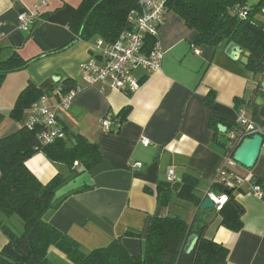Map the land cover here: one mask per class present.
I'll return each mask as SVG.
<instances>
[{
    "label": "crops",
    "instance_id": "obj_1",
    "mask_svg": "<svg viewBox=\"0 0 264 264\" xmlns=\"http://www.w3.org/2000/svg\"><path fill=\"white\" fill-rule=\"evenodd\" d=\"M41 2L0 0V49L16 48L23 59H34L25 69L7 75L0 88V113L5 117L0 138L20 130L30 120V109L20 121L11 119L10 114L20 93L33 82L44 94L43 104L56 111L60 125L98 144L103 156L100 166L89 172L93 188L69 196L47 214L46 220L67 232L85 252L106 247L128 231L142 233V239L122 240L130 254L140 255L153 217H179L188 224L193 221L197 207L177 197L183 179L186 175L198 179L196 194L202 201L213 192L212 186L226 162V150L230 149L229 135L223 134L229 133L228 124L235 123L240 115L253 118L247 105L254 102L263 78L246 69L243 51L238 60L232 61L224 53L226 46L215 52L195 46L197 32L176 13L167 11L159 31L165 50L159 71L137 70L141 86L133 94L113 90L107 83L89 86L83 80L82 66L96 58L97 39H77L66 50L53 53L76 38L69 24L82 0H50L31 29L22 30L19 15ZM260 19L264 22L263 16ZM67 79L78 86L68 110L59 107L57 97ZM211 91L216 99L209 107L206 97ZM239 99L245 102L235 107ZM127 110L119 131L109 133L102 128L106 116ZM213 118L222 120L227 131L217 132ZM144 138L150 140V146L143 145ZM236 164L231 170L243 184L234 196L245 210L244 228L239 233L229 231L216 214L206 238L229 249L227 264H264V145L252 169ZM26 165L43 184L58 174L68 182L73 180L67 166L53 163L43 153ZM171 169L176 176L174 182L168 180ZM252 177L261 182V196L250 181ZM160 190L171 191L167 206L157 205ZM14 223L17 228L20 225L16 231L20 234L23 224ZM7 243L0 229V250ZM50 259L55 264H71L56 249L51 250Z\"/></svg>",
    "mask_w": 264,
    "mask_h": 264
},
{
    "label": "trees",
    "instance_id": "obj_2",
    "mask_svg": "<svg viewBox=\"0 0 264 264\" xmlns=\"http://www.w3.org/2000/svg\"><path fill=\"white\" fill-rule=\"evenodd\" d=\"M165 4L168 12L176 13L188 28L197 32L195 46L207 47L215 52L235 42L243 51L246 69L264 78V22L260 19V16L264 17V0H167ZM140 11V0H82L69 24L76 38L53 53L66 50L77 39L90 41L95 38L114 44L123 32L130 29V15ZM145 40L150 51L156 38L148 36ZM0 53L8 54L3 58L0 56L1 88L7 75L25 69L34 59H23L16 48L0 49ZM75 90H78L76 82L67 79L58 89V100ZM43 98V92L30 82L17 98L11 119L20 121L24 113ZM215 99L216 94L211 91L206 97L209 107L215 104ZM244 102L239 99L235 107ZM247 106L252 111V121L264 128V117L259 107L255 102H249ZM127 114L128 110L115 115V121L122 125ZM4 119V114L0 113V125ZM221 123L222 120L213 118V127L217 132ZM237 127L236 122L230 123L228 131ZM62 128L65 136L51 144H44L39 139L43 129L41 125L33 129L24 126L0 138V229L8 240L0 250V264H55L50 259L52 249L61 252L71 264H227L229 249L207 239L206 231L216 214L221 216V225L227 230L235 233L243 230L245 210L235 199L237 188H229L224 182L216 181L212 186L215 194L229 190L232 193L221 210L203 211L200 209L202 199L196 194L198 179L190 175L184 177L183 187L177 195L178 199L192 203L198 209L190 224L179 217H153L143 238L140 255L130 254L122 242L124 237L142 239V233L135 231L126 232L106 247L83 251L74 238L48 222L46 216L50 211L57 210L69 196L93 187H84L53 202L55 192L68 179L58 174L43 184L26 165L36 154L43 153L53 163L67 166L72 179L100 166L103 156L99 145ZM223 136H228V133ZM229 146L225 157H233L235 147L231 143ZM250 181L261 185L255 177ZM171 196V191L160 190L157 205L167 206ZM2 215L10 219L19 217L23 231L17 234L9 223L3 222ZM194 234L199 237L198 243L191 254H186L184 248Z\"/></svg>",
    "mask_w": 264,
    "mask_h": 264
},
{
    "label": "built area",
    "instance_id": "obj_3",
    "mask_svg": "<svg viewBox=\"0 0 264 264\" xmlns=\"http://www.w3.org/2000/svg\"><path fill=\"white\" fill-rule=\"evenodd\" d=\"M50 0H42L36 4L29 12L21 13L18 20L21 29L29 31L38 20L41 9L49 4ZM167 0H140L141 11L132 13L129 17L130 29L122 33L114 44H106L102 40H97L95 48L96 58L83 64L82 74L84 82L89 86L107 83L113 90H118L128 94H133L139 90L141 83L136 77L137 70H145L150 73L161 69L165 50L159 38V31L163 25L167 8ZM155 37L153 48L148 51L146 37ZM196 52H199L198 50ZM78 90L71 91L61 97L59 107L68 110ZM44 98L36 103L31 109V118L26 126L30 129L36 126H43L39 133V139L44 144H51L59 138L65 136V132L59 123L56 111L43 104ZM238 127L228 133L232 146L236 147L243 139L253 137L256 134L264 135V128L255 124L252 119H246L240 115L236 120ZM101 126L106 132H113L120 128L121 124L115 121V115H108L101 121ZM144 146H150L148 138L143 139ZM236 162L232 157H226V162L222 168L217 181H222L229 188L242 186L243 180L236 177L231 167ZM141 167L142 164H137ZM78 166V163L75 164ZM168 180L174 182L176 176L174 170L168 171ZM257 195L261 196L262 191L256 187ZM211 198L216 209L221 210L228 200V195L207 194Z\"/></svg>",
    "mask_w": 264,
    "mask_h": 264
},
{
    "label": "water",
    "instance_id": "obj_4",
    "mask_svg": "<svg viewBox=\"0 0 264 264\" xmlns=\"http://www.w3.org/2000/svg\"><path fill=\"white\" fill-rule=\"evenodd\" d=\"M242 49L241 47L236 44L235 42L229 43L224 53L225 55L231 59L232 61H236L241 56ZM54 80L57 82L59 81L58 77H55ZM257 94L256 98L254 100L256 106L261 108V115L264 117V78L258 83V86L256 88ZM220 132H226L227 129L223 125L218 126ZM264 145V138L262 135L256 134L253 137H247L243 139L236 147L235 151L233 153V160L240 164L241 166L252 169L255 164L257 163L262 147ZM92 177L89 173H84L73 180L67 182L65 185L60 187L54 195L53 202L58 201L59 199L63 198L64 196L71 194L77 190H80L86 186H93ZM232 191H226L227 195H230ZM214 203L212 202L211 198L208 197V195L205 196V198L202 201V204L200 206L201 210H210L214 209ZM199 237L198 235H191L188 239V242L184 248V252L186 254H191L198 243Z\"/></svg>",
    "mask_w": 264,
    "mask_h": 264
},
{
    "label": "rangeland",
    "instance_id": "obj_5",
    "mask_svg": "<svg viewBox=\"0 0 264 264\" xmlns=\"http://www.w3.org/2000/svg\"><path fill=\"white\" fill-rule=\"evenodd\" d=\"M83 75V74H82ZM237 166H241L240 164H236ZM2 218H4L5 219V222H7V223H9L10 224V226L13 228V230L16 232V231H18V229H19V227H20V225H19V227L17 228V226H15L16 224L14 223V222H16V221H18V222H20V223H22V221L20 220V218L19 217H17V216H15V217H12L11 219L10 218H8V217H5V215H2ZM8 218V219H7ZM3 219V220H4ZM23 231V230H22ZM21 231V232H22ZM17 233V232H16ZM18 234V233H17ZM83 249V248H82ZM84 251V250H83ZM61 263H63V262H61ZM64 264H66V263H64Z\"/></svg>",
    "mask_w": 264,
    "mask_h": 264
},
{
    "label": "bare ground",
    "instance_id": "obj_6",
    "mask_svg": "<svg viewBox=\"0 0 264 264\" xmlns=\"http://www.w3.org/2000/svg\"><path fill=\"white\" fill-rule=\"evenodd\" d=\"M258 187V186H257Z\"/></svg>",
    "mask_w": 264,
    "mask_h": 264
}]
</instances>
